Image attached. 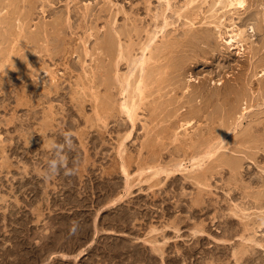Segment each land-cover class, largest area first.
<instances>
[{
  "label": "rangeland",
  "instance_id": "rangeland-1",
  "mask_svg": "<svg viewBox=\"0 0 264 264\" xmlns=\"http://www.w3.org/2000/svg\"><path fill=\"white\" fill-rule=\"evenodd\" d=\"M4 1L0 264H203L196 234L205 193L188 176L200 174L189 158L208 144L238 155V169L234 181L228 169L211 166L203 196L224 207L204 222L217 211L244 210L237 213L247 215L245 237L262 245L252 263L264 264V0H245L244 11L225 8L226 0ZM29 6L26 21L18 13ZM44 24L49 46L41 38L33 47L26 38ZM235 30L242 41L231 47ZM133 100L130 119L122 103ZM65 131L76 145L75 174L42 179L48 142L62 143ZM224 149L216 159L226 158ZM179 161L187 170L155 174ZM74 221L79 229L70 234ZM238 242L223 259L213 250L206 263L234 264Z\"/></svg>",
  "mask_w": 264,
  "mask_h": 264
},
{
  "label": "bare ground",
  "instance_id": "bare-ground-1",
  "mask_svg": "<svg viewBox=\"0 0 264 264\" xmlns=\"http://www.w3.org/2000/svg\"><path fill=\"white\" fill-rule=\"evenodd\" d=\"M3 0H0V2H2ZM21 1V3L22 2H26V1H28V0H20ZM51 1V0H50ZM73 1V0H72ZM71 1V2H72ZM5 2H9L8 4H9V6L11 5L12 7H14L15 5H16V2H18L17 0H5L4 1V4H5ZM224 3V7L225 8H231V9H233L234 11H244L245 10V4H246V2H245V0H226V1H224L223 2ZM3 4V3H2ZM1 4V5H2ZM27 4V3H26ZM45 4V3H44ZM51 4V3H50ZM222 4V3H221ZM7 5V4H6ZM21 5V4H20ZM16 6H18V5H16ZM69 6V5H68ZM133 6V5H132ZM3 8H4V5L2 6ZM8 7V6H7ZM43 7V6H42ZM16 8V7H15ZM19 8V7H18ZM18 8H16L17 10L16 11H18ZM70 8V7H69ZM77 8V7H76ZM78 9V8H77ZM1 10V9H0ZM10 10V9H9ZM8 10V11H9ZM26 10V9H25ZM32 6H29L28 7V9H27V12L28 13H26V12H24L23 14H21V13H18V15H19V17H20V15H21V19H23V20H26V21H28L29 19H30V17H31V15H32ZM71 10V9H70ZM76 10V9H75ZM79 10V9H78ZM88 10V9H87ZM24 11V10H23ZM73 11V10H72ZM12 12V11H11ZM48 12V11H47ZM3 13V12H2ZM14 13H15V11H14ZM86 13V12H85ZM91 13V12H90ZM68 15V14H67ZM87 15V14H86ZM86 15H85V17H86ZM15 17V16H14ZM88 17V16H87ZM1 18V17H0ZM2 19H4V18H2ZM20 19V18H19ZM57 19V18H56ZM55 19V20H56ZM61 19V18H60ZM59 19V20H60ZM64 19H65V17H64ZM53 20V19H52ZM54 20V21H55ZM58 20V21H59ZM0 21H2L1 19H0ZM4 21V20H3ZM53 21V22H54ZM58 21L56 20V24H55V26L54 25H52L53 23H51V26H49L51 29H52V34L53 35H55V32L56 31H58V25H57V23H58ZM64 21V20H63ZM65 21H66V19H65ZM63 22V24L64 23H66V22ZM69 22V21H68ZM1 23V22H0ZM3 23V22H2ZM5 23V22H4ZM21 23V22H20ZM24 24H25V22H23ZM22 23V25H24ZM59 23H60V21H59ZM10 24V23H9ZM48 24V23H47ZM61 24H62V20H61ZM61 24L59 25V26H61ZM62 24V25H63ZM21 25V26H22ZM50 25V24H49ZM21 26H19L20 27V29H21ZM45 26H48V25H45L44 24V26H43V28H40L38 31H37V33L36 32H34V33H30V36L29 37H27L26 38V40H28L30 43H32L33 44V47H34V45L36 44V45H38L37 44V42L38 41H40V39L42 38V40H43V43L45 42V46H43L44 47V49L45 48H47L48 46H49V39H47L49 36H48V34H47V29L45 28ZM65 26V25H64ZM66 26H67V24H66ZM28 27V26H27ZM56 27V28H55ZM68 27V26H67ZM66 27V28H67ZM72 27V26H71ZM68 29H69V27H68ZM22 30V29H21ZM20 30V32L22 33V31ZM27 30H29V29H27ZM116 30V29H115ZM49 31V30H48ZM28 32V31H27ZM29 32H31V31H29ZM29 32L27 33L28 35H29ZM62 32H64V31H62ZM71 32V31H70ZM88 32V31H87ZM17 33V32H16ZM15 33V34H16ZM19 34V35H22V34ZM24 33V32H23ZM49 33H50V31H49ZM58 33H60V32H58ZM69 33V32H68ZM39 34L41 35V37L39 36ZM45 34H47V36L45 35ZM57 34V33H56ZM62 34V33H61ZM90 34V33H89ZM18 35V37H21V36H19ZM24 35V34H23ZM22 35V36H23ZM28 35H26V36H28ZM53 35H51V36H53ZM121 35V34H120ZM25 36V37H26ZM13 37V36H12ZM54 37V36H53ZM152 37V36H151ZM241 37H242V31H239V30H235V32H232V34H231V36L229 37V40L226 42V44H228L229 46H231V47H234V45H237V46H239L238 45V43H240L241 41H242V39H241ZM45 38V39H44ZM153 38H155V37H153ZM244 38V37H243ZM0 39H1V41L3 42V43H6L8 40H7V38H6V36L3 34V33H0ZM9 39V38H8ZM25 39V38H24ZM10 40V39H9ZM25 40V42H27ZM85 40V39H84ZM16 41V40H15ZM14 41V42H15ZM52 41H53V39H52ZM1 42V43H2ZM23 42V41H22ZM28 42V43H29ZM87 42V41H86ZM118 42V41H117ZM35 43V44H34ZM243 43V42H242ZM17 45V44H16ZM48 45V46H47ZM39 46V45H38ZM145 47V46H144ZM147 48H148V45L146 46ZM145 47V48H146ZM27 48V47H26ZM144 48V49H145ZM146 48V49H147ZM30 49V48H29ZM57 50V49H56ZM3 51V50H2ZM34 51V50H33ZM46 51V50H45ZM47 51H48V49H47ZM144 51H146V50H144ZM143 52V51H142ZM243 52V51H242ZM37 55V54H36ZM125 55V54H124ZM112 56V55H111ZM114 56V55H113ZM50 58V57H49ZM140 60H139V66L141 65V69H143V66H144V63H145V58H144V56H142L141 58H139ZM33 60V59H32ZM147 61V60H146ZM149 61V60H148ZM3 62V61H2ZM138 62V61H137ZM37 64V63H36ZM138 66V65H137ZM31 72V71H30ZM133 72V71H132ZM47 74V73H46ZM129 76V75H128ZM129 78V77H128ZM255 78V77H254ZM259 78H261V79H264V72H262V74L260 75V77ZM124 80V79H123ZM140 81V80H139ZM144 82V81H143ZM143 82L142 81H140L138 84H136L135 86L136 87H134V91L136 92V90L135 89H137L138 91H137V95H138V92L141 94L142 92H143V90L141 89V86H142V88L144 89V84H143ZM128 83H129V81H128ZM125 84V83H124ZM218 84V83H217ZM129 85V84H128ZM128 85H127V87H128ZM137 85H138V87H137ZM51 86H52V84H51ZM55 87H56V85H55ZM109 87V86H108ZM107 87V88H108ZM262 87V86H261ZM54 88V87H53ZM58 88V87H57ZM57 88H54V90L55 89H57ZM117 88V87H116ZM125 89V88H124ZM123 89V90H124ZM45 90V89H44ZM129 90V89H128ZM51 92L50 93H55L56 91H54V92H52V89L50 90ZM125 92V91H124ZM228 92V91H227ZM238 92V91H237ZM49 93V92H48ZM143 94V93H142ZM236 94V93H235ZM139 96V95H138ZM141 96V95H140ZM139 96V97H140ZM238 97H240L239 95H238ZM246 97V96H245ZM241 98V97H240ZM240 100V99H239ZM126 102V101H125ZM125 102L124 103H122V107H123V109L125 110V112H126V114L128 113L129 114V116H130V119H132L133 117H132V115H133V113H134V109H135V106H137V105H135V102H134V100L129 104L128 102H126V104H125ZM239 102V101H238ZM129 104V106L131 107H128L127 105ZM131 104H134V105H131ZM137 104V103H136ZM245 104V103H244ZM238 106V105H237ZM245 106V105H244ZM122 109V110H123ZM136 109H137V107H136ZM248 108H244L243 109V112H242V114L238 117V118H241L245 113H246V110H247ZM245 112V113H244ZM101 114V113H100ZM128 116V117H129ZM133 122V121H132ZM225 134V133H224ZM126 138H128V136L126 137ZM220 142L221 143H223L224 142V139H223V137H220ZM215 145V144H214ZM213 144H208V145H206L205 147H204V149L201 151V152H199L198 151V154H196V155H194V156H191L190 158H189V162L192 164L191 165V169H194V168H196V170L197 171H199L200 172V174L199 173H197V174H195V175H190V176H188V179H192V180H194L195 181V184L197 185V186H199L200 188H201V191L200 192H202L203 190V193H205V194H202V197H201V200H200V202H199V204H198V210H197V212H199L200 213V216H203L204 218H202L203 219V221L201 220V225L200 224H198V226L200 227V229L199 228H197V229H199V230H197V232L199 233L198 235L196 234V243H198V246H196V248L198 247V248H201V252L199 251V255H200V253H201V256L204 258V262H202L203 264H208V263H206V261H205V259H207V258H209V257H211V256H215V254L217 255V258H218V260H219V258H222V257H225V250L227 251L228 249H233L231 246H233V245H235L236 244V242H238V241H241L240 243L238 242V246H239V248H238V250H235V248H234V250L232 251V255H231V257L233 258V260H234V264H250V263H252V255L257 251V249L255 248V246H261L262 247V245L261 244H259L258 242H255V240L254 239H252V238H247V237H245L246 235H245V233H247L248 232V230H249V227H247V225H248V223H243L241 220H242V218H243V216H245V215H242V217L237 213V211L238 212H243L242 210H241V208L243 209V207H241L240 208V210L241 211H239L238 210V208L235 206V208L237 209V211H235V210H232V209H230V210H228L229 211V213H225L224 212V214H222L221 212L219 213V211H217V213H216V215L215 216H213L212 218H210V221H208V222H210V224L208 223V222H204V220H208L209 219V217H208V213L211 211V210H213V209H219L221 206H220V204H218V205H216V206H214L213 204H211L207 199H205L204 198V196L203 195H206V188H209V186H210V183H209V181H210V179H211V177H212V175H213V170L214 169H212V167H214V168H220L221 170H226V169H228V171H230L229 172V174H230V176L231 177H233V179H234V177H235V174L237 173V169H238V164H236V162H234L235 161V159H236V157H238V155L236 156V155H234V154H230V152L228 153V152H226V148L225 147H223V146H219L218 145V147H216V146H214ZM198 148V147H197ZM225 148V149H224ZM222 149H224L225 150V152L223 151V153H222V156H225L226 158H222V160L221 159H216V154H219V151L220 150H222ZM236 149V148H235ZM255 149V148H254ZM248 150V149H247ZM222 152V151H221ZM233 152H234V150H233ZM238 152V151H237ZM186 153V152H185ZM184 153V154H185ZM196 153V152H195ZM253 156V155H252ZM181 158V157H180ZM184 158V157H183ZM247 158V157H246ZM182 159V158H181ZM232 161H231V160ZM225 160V161H224ZM130 161V160H129ZM175 161V160H174ZM154 162V161H153ZM182 162L183 161H179V162H176V163H173L172 164V166H168V169H157L156 170V172H155V174L157 175V174H159V173H161V172H164V173H166L167 174V176L168 177H173L174 175L176 176V174L177 173H181V172H183V171H185V170H187L186 168H185V166H183L182 165ZM213 162V163H212ZM214 162H215V164H214ZM213 164V165H212ZM212 166V167H211ZM148 167V166H147ZM226 167V168H225ZM150 168H153L152 166L151 167H148V169H150ZM122 169H123V172L125 173V168L123 167V165H122ZM155 169V168H154ZM240 169V168H239ZM141 170V169H140ZM144 170L145 169H143V170H141V172H144ZM151 170V169H150ZM196 170H194V171H196ZM122 171V170H121ZM190 171V170H189ZM215 171V170H214ZM219 171V170H218ZM227 171V170H226ZM217 172V171H216ZM239 172V171H238ZM140 172H138V174H139ZM196 173V172H195ZM217 173H221V171H219V172H217ZM143 174V173H142ZM141 175V174H140ZM155 175V176H156ZM185 176V175H184ZM126 177H128V175L126 176ZM125 177V178H126ZM232 180V179H231ZM169 181V180H168ZM172 181V180H171ZM228 181V180H227ZM234 181H235V179H234ZM237 182V181H236ZM172 183V182H171ZM227 183V182H226ZM234 183V182H233ZM155 184V183H154ZM170 184V183H169ZM228 184V183H227ZM230 184H232V182H230V180H229V185ZM234 185V184H233ZM128 187V186H127ZM154 187V186H153ZM129 188V187H128ZM203 188V189H202ZM234 188H237V187H232V189H234ZM232 191V190H231ZM208 195V194H207ZM257 195V194H256ZM231 198L233 197V196H230ZM121 199V198H120ZM254 200V199H253ZM257 200V199H256ZM217 201V200H216ZM214 204H215V202H214ZM217 204V203H216ZM222 205V204H221ZM218 206V207H217ZM223 206V205H222ZM231 206V205H230ZM224 207V206H223ZM223 207H221V208H223ZM175 208H180V206H175ZM231 208V207H230ZM245 208V207H244ZM225 209H227V208H225ZM234 209V208H233ZM216 211V210H215ZM227 211V210H226ZM246 212V211H245ZM243 214H245V213H243ZM199 216V217H200ZM247 216V215H246ZM245 216V217H246ZM244 217V218H245ZM236 220L237 221H240V223H237L236 222ZM247 220V219H246ZM244 221V220H243ZM242 222V223H241ZM234 224H236V226L238 227V228H236V227H233V225ZM238 224H241V226L239 225L238 226ZM212 228H213V230H212ZM242 229V234L241 235H239V236H237V233H238V231L239 230H241ZM174 231H175V229H174ZM177 231V230H176ZM216 231V232H215ZM218 231H220V232H218ZM178 232V231H177ZM210 232H214V233H216L217 235H222V237H224V240H221V241H219V239H217L216 240V238L215 237H213L212 235H211V233ZM220 235V236H221ZM234 236H237V237H234ZM253 236V235H252ZM249 237V236H248ZM208 238H212V240H214L215 242L217 241V243H213L214 245L212 246V249L213 250H216L217 252L214 254H212V251H210V250H208L207 248H206V246L209 244V239ZM226 238V239H225ZM234 238V239H233ZM235 238H238V240L237 239H235ZM247 242H250V243H253V245H251V244H248ZM197 245V244H196ZM211 249V248H210ZM199 250V249H198ZM229 251V250H228ZM210 252H211V254L212 255H210ZM216 258V259H217ZM226 258V257H225ZM213 259V258H212ZM223 259V258H222ZM222 259H220V260H222ZM256 260V259H255ZM202 261H203V259H202ZM253 262H254V260H253ZM253 264V263H252Z\"/></svg>",
  "mask_w": 264,
  "mask_h": 264
},
{
  "label": "clouds",
  "instance_id": "clouds-1",
  "mask_svg": "<svg viewBox=\"0 0 264 264\" xmlns=\"http://www.w3.org/2000/svg\"><path fill=\"white\" fill-rule=\"evenodd\" d=\"M63 142L59 143L56 139L48 142V151L51 156L47 159L42 179L50 180L58 176L61 171L64 176H72L75 169L69 167V153L75 152L76 145L71 131L62 133ZM75 163V161L73 162ZM79 229V223L74 221L69 229L70 234H75Z\"/></svg>",
  "mask_w": 264,
  "mask_h": 264
}]
</instances>
